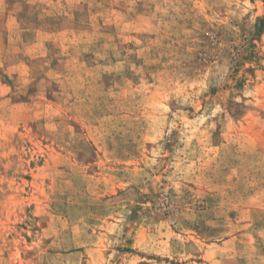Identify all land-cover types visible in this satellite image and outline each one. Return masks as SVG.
I'll return each instance as SVG.
<instances>
[{"label": "rangeland", "instance_id": "1", "mask_svg": "<svg viewBox=\"0 0 264 264\" xmlns=\"http://www.w3.org/2000/svg\"><path fill=\"white\" fill-rule=\"evenodd\" d=\"M264 0H0V264H264Z\"/></svg>", "mask_w": 264, "mask_h": 264}, {"label": "trees", "instance_id": "2", "mask_svg": "<svg viewBox=\"0 0 264 264\" xmlns=\"http://www.w3.org/2000/svg\"><path fill=\"white\" fill-rule=\"evenodd\" d=\"M263 21H264L263 18L258 20V23H257L258 29L260 28Z\"/></svg>", "mask_w": 264, "mask_h": 264}]
</instances>
